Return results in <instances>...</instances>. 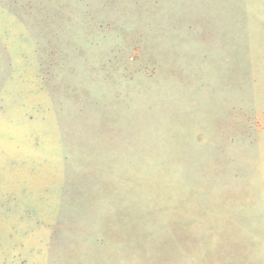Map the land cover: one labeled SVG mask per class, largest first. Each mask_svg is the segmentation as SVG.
Wrapping results in <instances>:
<instances>
[{"label":"rangeland","instance_id":"1","mask_svg":"<svg viewBox=\"0 0 264 264\" xmlns=\"http://www.w3.org/2000/svg\"><path fill=\"white\" fill-rule=\"evenodd\" d=\"M229 2L0 0L1 262L43 236L38 218L85 262L91 235L101 247L105 219L125 214L167 244L156 264H213L165 235L183 230L199 184L234 180L240 164Z\"/></svg>","mask_w":264,"mask_h":264},{"label":"crops","instance_id":"2","mask_svg":"<svg viewBox=\"0 0 264 264\" xmlns=\"http://www.w3.org/2000/svg\"><path fill=\"white\" fill-rule=\"evenodd\" d=\"M225 12L221 28L224 59L230 61L229 122L232 138L240 142V164L230 167L234 180L199 184L194 193L197 196L184 199L183 230L165 236L182 238L174 241L177 248L197 254L184 257L189 261L264 264V0H230ZM116 217L105 219L103 226L111 232L103 233L101 247L93 244L91 235L85 262L79 260L78 245L52 243L51 234L58 227L56 219L46 223L40 218L33 229L43 236L15 246L0 262L156 264L171 259L164 250L167 244L151 239L157 231L142 228L137 219L125 222V214ZM73 228L77 230L76 224ZM93 230V224H89L91 234ZM175 244L168 246L173 248Z\"/></svg>","mask_w":264,"mask_h":264}]
</instances>
